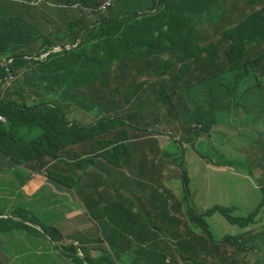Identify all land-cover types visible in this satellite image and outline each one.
Wrapping results in <instances>:
<instances>
[{
    "label": "clouds",
    "instance_id": "1",
    "mask_svg": "<svg viewBox=\"0 0 264 264\" xmlns=\"http://www.w3.org/2000/svg\"><path fill=\"white\" fill-rule=\"evenodd\" d=\"M1 1L45 11L48 20L46 30H53L60 21L59 16L57 20L51 19L49 11L52 9L58 14L60 11H73L77 17L83 11L87 17L78 38L56 40L53 47L40 52L36 47L31 54H28L29 47H20L23 53L19 55L11 52L0 54V69L5 72L11 71L12 66L22 58L45 61L54 55L50 63L52 79L65 90L83 84L84 92L96 96L92 101L97 104L108 99L134 100L149 94L163 100V103L174 101L176 106L171 107L173 109L178 103L184 111H195L201 119L189 118L186 126L183 125L184 129L180 130L172 120L167 125V109L163 106L156 112V125L150 124V118L125 114L112 120L93 139L82 142L86 151L78 180L87 195L94 194L96 209L88 210L86 215L92 228L94 246L101 252L100 257L93 258L78 243H64L55 226H47L39 220L38 214L44 210L49 199V195L40 189L33 190L26 205L18 208L28 211L44 227L56 229L60 234L59 240L54 241L47 236L35 220L13 217L12 213H2L0 219L13 218L42 234L19 228L0 233L24 230L46 238L61 254L69 255L70 264H105V261L135 264L140 258L139 251L150 252L166 264H264V208L254 223L246 228L230 223L216 209L220 203L240 210L255 209L264 197V142L252 153L249 147L251 141L245 133L251 126L264 128V80L256 77V68L264 71V55L260 56L259 62L247 64L249 68L240 71L239 82L235 77L228 76L223 86L214 87L211 84L214 76L211 69L203 73L197 71L204 60L216 58L217 49L230 50L233 47L229 28L239 25L243 27L242 33L258 37V42L264 45V0H219L221 8L206 13L204 26L195 31V25L192 32L187 30L181 18L186 0ZM211 1L205 0L206 3ZM221 13L224 21L219 23ZM207 18L210 20L207 21ZM3 29L24 32L19 22L6 21L0 13V31ZM258 42L237 46L238 49L247 48ZM3 48L4 45H0V51ZM13 80L14 75L9 82ZM229 90H239L246 97L241 116L236 117L237 122L230 132L225 123L214 119V114L218 112L217 118L224 109L210 113L200 105L204 98L214 99L216 91L229 99ZM208 94L212 98H208ZM126 105L132 107L128 103ZM0 121L6 123L3 117ZM258 133L264 137V129ZM212 136L221 138L226 154L221 163H214L197 151L184 152L194 142ZM133 139L141 142V146L135 153L128 151L123 156L131 167L124 170L115 166L110 176L109 161L96 154L97 147L111 143L117 152ZM235 161L246 163L249 172L239 171ZM47 162L46 157L35 159L39 167H44ZM140 168H146L155 177L171 173V180L175 183L182 170L186 188L190 185L188 196L182 193L177 199L149 198L145 203L132 200L125 188ZM18 172H23L28 181L40 175L66 185L41 172L16 169L14 176ZM115 173L120 174L115 189L111 195L103 194L104 185L115 180ZM216 187L221 188L217 192L221 199L215 206ZM243 189L247 192L248 205L242 195ZM252 194L255 197L251 198ZM186 199L192 206L193 218L185 209ZM207 211L212 213L205 215ZM217 212L224 216V220L219 222L215 231L213 226ZM204 217L208 221L205 222ZM197 221L202 223V228L198 227ZM161 243L164 250L160 252Z\"/></svg>",
    "mask_w": 264,
    "mask_h": 264
},
{
    "label": "trees",
    "instance_id": "2",
    "mask_svg": "<svg viewBox=\"0 0 264 264\" xmlns=\"http://www.w3.org/2000/svg\"><path fill=\"white\" fill-rule=\"evenodd\" d=\"M216 8H221L219 0H212L211 3L197 0L191 5L186 0L181 9V18L184 20L187 30L192 32L195 25L203 27L206 23V13H211ZM0 13L6 21L19 22L24 30L23 33H15L10 29L0 31V45H4L3 50L0 51L1 55L8 52L14 55L22 54L20 47L31 48L28 52L31 54L33 48L36 47L39 52L44 48L53 47L56 40L78 38L83 30L82 24L87 22L86 14L83 11L79 12L78 17L73 11H60L59 23L53 30H46L48 20L45 11L7 1L0 2ZM218 21L219 23L224 21L222 13ZM241 28L243 27L239 25L229 28L228 33H231L233 39V47L230 50L217 49L216 58L206 59L197 67V71L200 73L210 69L214 72L211 79V84L214 87L223 86L228 76L235 77L236 82H239L240 71L249 68L247 64L259 62L260 56L264 55V45L258 42L260 39L247 32L242 33ZM252 42L258 43L247 48L244 46L243 50L242 48L238 49L237 45ZM54 57V55L50 56L45 61L22 58L12 66L11 71L5 72L0 69V117L6 120V123L0 121V175L13 177L16 169L41 172L50 178H66L63 183L72 188L73 179L75 177L79 179V173L84 163L86 149L82 142L93 139L96 133L107 127L112 120L119 119L125 114L134 116L136 114L144 119L150 118V124L156 125V112L163 106L167 109L165 114L167 125H170L169 121L172 120L180 130L184 129L183 125L186 126V121L189 118L201 119V116L195 111H184L178 106V103L177 108L173 109L171 107L176 106L174 101L163 103V100L149 94L134 100L108 99L95 105L92 99H96V96L86 94L83 84L65 90L52 79L50 63ZM13 75L12 85H9ZM15 91L22 93L19 95ZM227 94L229 99L216 91L213 94L214 99L204 98L200 105L210 113L224 109L219 114L224 116L225 121L229 122V118H233L236 123V117L241 116L240 111L246 105L245 93L243 94L239 90H229ZM216 102L219 104L217 105ZM127 103L132 107L126 105ZM217 113L214 114L215 121ZM89 123H92L89 125L91 127L87 126ZM247 126L250 125L247 124ZM251 128L256 131V136H252L255 142H251L249 145L250 151L254 153L257 147L264 142V137L258 133L264 128L262 126L259 127L260 130L254 126ZM140 146L141 142L133 139V142L115 152L111 143H105L97 147L96 154L109 161V173L112 176L115 166L124 170L131 167V163L123 156L128 151L135 153V150ZM43 157H46L48 162L44 167H39L35 163V159ZM115 175L116 178L113 182L104 185L103 194H112L120 174L115 173ZM172 177L171 173L155 177L146 168H140L136 176L127 182L125 191L132 200L143 203L149 198L158 200L171 197L177 199L182 191L177 188V183L171 180ZM182 177L184 180L185 175L182 174ZM28 179L26 178L24 182ZM242 195L248 205L245 189H243ZM86 203L89 205L90 211L96 209L93 193L88 195ZM263 208L264 197L254 211L245 217L232 216L234 210H240L235 206L224 203L216 206L218 212L223 213L230 223L241 228L252 225ZM211 213V211H207L205 215ZM11 215L36 221L28 211L22 208H17ZM37 223L52 240H59L60 234L56 229ZM17 228L35 232L33 227L13 218L0 219L1 232ZM38 232L35 233L42 234L41 231ZM139 257L135 264H166L163 259H158L150 252L139 251ZM104 263L116 264L112 261Z\"/></svg>",
    "mask_w": 264,
    "mask_h": 264
},
{
    "label": "crops",
    "instance_id": "3",
    "mask_svg": "<svg viewBox=\"0 0 264 264\" xmlns=\"http://www.w3.org/2000/svg\"><path fill=\"white\" fill-rule=\"evenodd\" d=\"M256 77L260 81L264 80L262 68H256ZM262 91L264 95V87ZM25 177L23 172H18L13 177L0 176V212L11 214L16 208L26 205L33 190H43L49 195V199L44 210L38 214L39 220L47 226H54L46 224L43 215L60 214V222L74 218L64 232L55 226L62 234V241L66 244L78 243L93 258L100 257L101 252L94 246L92 228L86 215L90 209L86 203V191L82 187L79 191H73L58 181L40 175L24 182ZM2 234L4 245L0 251V264H70L69 255L61 254L46 238L28 234L24 230Z\"/></svg>",
    "mask_w": 264,
    "mask_h": 264
},
{
    "label": "rangeland",
    "instance_id": "4",
    "mask_svg": "<svg viewBox=\"0 0 264 264\" xmlns=\"http://www.w3.org/2000/svg\"><path fill=\"white\" fill-rule=\"evenodd\" d=\"M195 1L197 0H188L189 5L193 4ZM50 17L52 20H57L58 19V12L55 9H52L49 11ZM210 19L207 18V21H209ZM195 31H200V28H196ZM9 85H12V82H9ZM5 86H7V84H5ZM16 94L21 95V91H15ZM208 98H212L211 94H208ZM93 104L96 105V103L94 102ZM217 121L219 122H224L225 118L224 116H222L221 114H218L217 116ZM225 126L227 127V131L230 132L235 125V122L233 121V118H229V122L225 121ZM246 135H247V139H249L251 142H255V140L252 139V136H256V131H254L252 128L246 130ZM241 142H244V139L241 138ZM197 151L198 153L204 155L205 157H207V159L212 160L214 163H221L224 159H226V154L223 152V148H222V142H221V138L218 136H212V138L207 137L206 139H202L201 142H194L193 144H191L189 146L188 149H186L184 152L187 153H191ZM235 167L243 172V173H248L249 172V168L248 165L242 161H235ZM186 170L188 172V169L186 167ZM189 176V174H188ZM59 181H64V179H58L55 178ZM73 186H72V190L73 191H79V189L82 187L78 178H74L73 179ZM220 182V181H219ZM177 188H179L183 194H185V196H188L189 193V188L190 185L188 184V188H186L184 182H183V177H182V170H180L179 176L177 177ZM221 188L220 187H216L215 188V195H214V201H215V206L218 205L216 202L220 201L221 199V195L218 194L217 192L220 191ZM255 197V194L251 195V198ZM185 209L186 211H188L190 218L194 217V212L192 210V206L190 204V201L186 199L185 201ZM254 211V208H250V209H245L242 208L241 210H234L232 213V216L234 217H245L250 215L252 212ZM216 217H215V223L213 226V229H218L219 227V222H221L222 220H224V216L221 215L220 213H215ZM74 218H69L68 220H64L63 222H60L62 220V216L60 214H53V215H43V221L48 224V225H54L57 228L61 229L63 232L72 224ZM204 221H208V219L206 217H204ZM197 225L199 228H202L203 225L202 223L197 221ZM215 237L217 238L216 234ZM4 235L2 233H0V251H1V247L4 245V241H3ZM164 247L163 244L161 243L158 251H163Z\"/></svg>",
    "mask_w": 264,
    "mask_h": 264
}]
</instances>
